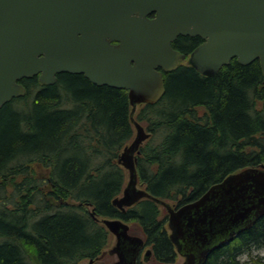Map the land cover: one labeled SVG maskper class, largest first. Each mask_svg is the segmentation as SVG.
Returning <instances> with one entry per match:
<instances>
[{
    "label": "trees",
    "instance_id": "16d2710c",
    "mask_svg": "<svg viewBox=\"0 0 264 264\" xmlns=\"http://www.w3.org/2000/svg\"><path fill=\"white\" fill-rule=\"evenodd\" d=\"M198 36L172 46L189 53ZM164 93L140 103L134 118L149 137L136 154L139 184L178 204L246 167L264 164V75L259 61L232 58L214 73L189 63L163 72ZM25 93L0 107V264H80L109 245L101 218L139 225L156 260L175 250L160 204L143 197L121 211L127 170L118 155L135 133L125 89L60 72L52 84L37 76ZM264 245V215L212 250L203 264H240ZM247 264H264L250 256Z\"/></svg>",
    "mask_w": 264,
    "mask_h": 264
},
{
    "label": "water",
    "instance_id": "95a60500",
    "mask_svg": "<svg viewBox=\"0 0 264 264\" xmlns=\"http://www.w3.org/2000/svg\"><path fill=\"white\" fill-rule=\"evenodd\" d=\"M179 35L203 40L188 54L200 73L236 58L257 59L264 75V0H0V107L23 95L18 80L32 76L52 84L60 72L82 73L96 85L125 89L135 134L118 155L127 181L112 203L121 211L143 197L163 205L169 237L187 255L182 264H201L264 215V164L233 172L180 206L137 185L136 154L149 132L134 112L160 99L162 71L187 57L171 45ZM100 220L116 238L102 254L135 264L142 237L130 235L121 218Z\"/></svg>",
    "mask_w": 264,
    "mask_h": 264
},
{
    "label": "flooded vegetation",
    "instance_id": "af4514ba",
    "mask_svg": "<svg viewBox=\"0 0 264 264\" xmlns=\"http://www.w3.org/2000/svg\"><path fill=\"white\" fill-rule=\"evenodd\" d=\"M154 16V14H151V15H149V17H153ZM180 36V35H179ZM181 36H186V35H181ZM178 37V36H177ZM176 37V38H177ZM175 38V39H176ZM174 39V40H175ZM173 40V41H174ZM173 41H172V43H173ZM203 40L201 39V38H199V43H201ZM111 43H115V41H111ZM172 43H171V45H172ZM198 43V44H199ZM173 47V46H172ZM174 49H176L175 47H173ZM176 50H178V49H176ZM178 51H180V50H178ZM181 52V51H180ZM184 53V52H183ZM190 53V52H189ZM189 53H185L187 56H188V54ZM185 61H186V63L188 62V57H186L185 59H184ZM184 60H182V61H184ZM69 73H71V72H69ZM82 74V73H81ZM162 74H163V71H162ZM83 75V74H82ZM84 76V75H83ZM85 77V76H84ZM89 80V79H88ZM90 81V80H89ZM201 195V194H200ZM199 195V196H200ZM198 196V197H199ZM197 197V198H198ZM196 199V198H195ZM195 199H192V200H195ZM192 200H189V201H187V202H190V201H192ZM187 202H184V203H187ZM184 203H181V204H178L177 202H175V203H173L172 205L173 206H180V205H182V204H184ZM174 208H177V207H174ZM124 220V219H123ZM127 224H128V233L130 234V235H137V234H133V233H131L130 232V225H129V221H126V220H124ZM167 224H168V219H167ZM169 226V225H168ZM167 232H168V230H167ZM168 234L170 235L171 234V229H170V233L168 232ZM137 236H139V235H137ZM142 237V236H141ZM142 239H143V244H142V246L139 248V250H138V253H137V255H136V257H135V264H151L152 262H151V259H153L154 258V256H153V250H152V248H151V246L150 245H148V244H146V242H145V239L142 237ZM171 239V238H170ZM113 243H112V245L115 243V241H116V238H115V236H113ZM171 241H172V243H173V247H174V250H175V256H176V254H178L180 257H182V260H181V262H180V264H182L185 260H186V258H187V255L186 254H181L179 251H178V245H177V243H175V241L174 240H172L171 239ZM112 245H110V247L112 246ZM143 249H145V251H144V253H143V256H142V258L140 257V254H141V251L143 250ZM107 250V249H106ZM149 251L148 252V254H147V252L146 251ZM102 252L103 251H101L98 255H96L95 257H93V258H88L87 259V264H95V263H97V262H99L103 257H104V255L106 254V253H108V252H106L105 254H102ZM109 255H114L115 256V259L114 260H112V261H110V262H107V263H104V264H115L118 260H119V257H118V255L116 254V253H108ZM174 256V257H175ZM208 256V255H207ZM207 256L204 258V261L201 263V264H203L204 262H205V260H206V258H207ZM155 259V258H154ZM156 261H158V260H156ZM158 262H160V261H158Z\"/></svg>",
    "mask_w": 264,
    "mask_h": 264
},
{
    "label": "rangeland",
    "instance_id": "374dc122",
    "mask_svg": "<svg viewBox=\"0 0 264 264\" xmlns=\"http://www.w3.org/2000/svg\"><path fill=\"white\" fill-rule=\"evenodd\" d=\"M182 63H186V61L184 60ZM141 124L145 127V125L143 123H141ZM126 181H127V177H126ZM137 185L138 186H141L139 184V181L137 182ZM168 201H169V203L171 205L173 203H175V201H173V200H168ZM160 209H161V216H163L164 214L167 215V210H166V208L163 205H160ZM129 225H130V232L131 233L137 234L139 236L144 237L143 236V233H142V231H141V229H140V227H139V225L137 223L130 222ZM165 226H166L168 232L170 233V228H169L167 222L165 223ZM113 241H114L113 240V235H111L110 242H109V245L107 246V248L110 245H112ZM144 251H145V249H143L141 251V254H140V257L141 258L143 256ZM257 255L264 257V245L262 247H259V248H253V249H251L250 250V253H244V254H242V256L240 257V264H247V262H248L247 260L249 259L250 256H257ZM114 259H115V256L114 255H109L108 253H106L104 255V257L99 262H97L95 264H104V263L110 262V261H112ZM181 260H182V257H180L178 254H176V256L174 257V260L171 263H169V262H167V263L158 262V261H156V259L153 258V259H151V262H152L151 264H180ZM80 264H87V259L86 260H83L82 262H80Z\"/></svg>",
    "mask_w": 264,
    "mask_h": 264
},
{
    "label": "bare ground",
    "instance_id": "6f19581e",
    "mask_svg": "<svg viewBox=\"0 0 264 264\" xmlns=\"http://www.w3.org/2000/svg\"><path fill=\"white\" fill-rule=\"evenodd\" d=\"M95 257V256H94ZM93 258V257H92Z\"/></svg>",
    "mask_w": 264,
    "mask_h": 264
}]
</instances>
